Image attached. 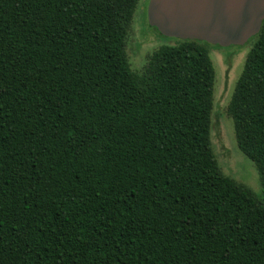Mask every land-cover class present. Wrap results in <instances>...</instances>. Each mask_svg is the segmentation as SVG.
<instances>
[{
	"label": "trees",
	"instance_id": "16d2710c",
	"mask_svg": "<svg viewBox=\"0 0 264 264\" xmlns=\"http://www.w3.org/2000/svg\"><path fill=\"white\" fill-rule=\"evenodd\" d=\"M139 3L0 0V264H264V22L228 107L257 196L213 147L226 48L133 71Z\"/></svg>",
	"mask_w": 264,
	"mask_h": 264
},
{
	"label": "rangeland",
	"instance_id": "374dc122",
	"mask_svg": "<svg viewBox=\"0 0 264 264\" xmlns=\"http://www.w3.org/2000/svg\"><path fill=\"white\" fill-rule=\"evenodd\" d=\"M149 1L140 0L128 39V55L135 72H141L150 55L160 47L180 44L177 39L162 38L150 27L147 19ZM255 41L252 40L246 47L241 48H211L216 69L212 141L224 173L259 196L262 191L260 174L255 163L239 149L234 121L228 115L229 104Z\"/></svg>",
	"mask_w": 264,
	"mask_h": 264
},
{
	"label": "water",
	"instance_id": "95a60500",
	"mask_svg": "<svg viewBox=\"0 0 264 264\" xmlns=\"http://www.w3.org/2000/svg\"><path fill=\"white\" fill-rule=\"evenodd\" d=\"M147 19L169 39L244 47L261 32L264 0H150Z\"/></svg>",
	"mask_w": 264,
	"mask_h": 264
}]
</instances>
